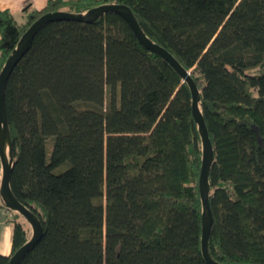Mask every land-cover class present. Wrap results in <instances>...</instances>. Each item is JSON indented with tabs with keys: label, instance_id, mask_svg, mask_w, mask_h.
Returning a JSON list of instances; mask_svg holds the SVG:
<instances>
[{
	"label": "trees",
	"instance_id": "16d2710c",
	"mask_svg": "<svg viewBox=\"0 0 264 264\" xmlns=\"http://www.w3.org/2000/svg\"><path fill=\"white\" fill-rule=\"evenodd\" d=\"M103 4L126 5L198 88L214 155L210 257L264 264V0H48L22 24L0 10V71L41 15ZM4 105L9 187L42 227L19 264H207L189 87L121 16L42 26ZM5 209L12 245L0 264L32 234Z\"/></svg>",
	"mask_w": 264,
	"mask_h": 264
},
{
	"label": "water",
	"instance_id": "95a60500",
	"mask_svg": "<svg viewBox=\"0 0 264 264\" xmlns=\"http://www.w3.org/2000/svg\"><path fill=\"white\" fill-rule=\"evenodd\" d=\"M113 12L121 16L138 42L149 52L163 58L168 64L181 76L184 82L187 83L191 93V112L194 121L198 126V130L202 143V160L198 180V189L202 204L201 215V253L207 264H223L214 261L208 252V239L213 225V217L209 205V183L208 175L214 155L212 145L208 136L207 128L198 107L199 92L198 88L190 76V73L184 70L176 59L163 47L152 42L146 37L139 24L137 23L131 10L124 4H103L89 9L85 13L71 14L66 12H50L38 17L20 37L16 47L5 60V63L0 71V165H1V182H0V200L3 206L9 210L20 214L25 221L30 225L32 234L30 239L23 244L9 258L7 264H19L24 255L37 243L42 235V227L37 217L20 204L13 196L9 187V176L13 162L12 147L9 134V128L6 119L4 105V91L7 79L15 65L28 51L32 39L36 32L44 25L56 21H76L82 23H93L105 13Z\"/></svg>",
	"mask_w": 264,
	"mask_h": 264
},
{
	"label": "crops",
	"instance_id": "0c3cea01",
	"mask_svg": "<svg viewBox=\"0 0 264 264\" xmlns=\"http://www.w3.org/2000/svg\"><path fill=\"white\" fill-rule=\"evenodd\" d=\"M47 1L48 0H0V10L8 11L15 21L17 16L21 17L22 21L19 24H22L26 21L29 11H39L43 9ZM13 220V213L6 210L2 206L0 200V255L2 256H8L11 253Z\"/></svg>",
	"mask_w": 264,
	"mask_h": 264
},
{
	"label": "rangeland",
	"instance_id": "374dc122",
	"mask_svg": "<svg viewBox=\"0 0 264 264\" xmlns=\"http://www.w3.org/2000/svg\"><path fill=\"white\" fill-rule=\"evenodd\" d=\"M16 21H17L18 23H20V22L22 21V18L19 17V16H17V17H16ZM0 182H1V177H0Z\"/></svg>",
	"mask_w": 264,
	"mask_h": 264
}]
</instances>
